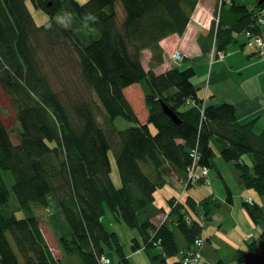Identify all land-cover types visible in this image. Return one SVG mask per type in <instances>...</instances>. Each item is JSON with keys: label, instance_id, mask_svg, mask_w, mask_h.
Masks as SVG:
<instances>
[{"label": "trees", "instance_id": "16d2710c", "mask_svg": "<svg viewBox=\"0 0 264 264\" xmlns=\"http://www.w3.org/2000/svg\"><path fill=\"white\" fill-rule=\"evenodd\" d=\"M29 1L48 14L45 25H36ZM199 2L0 0V85L19 125L16 143L0 117V264H60L34 216L48 207L50 194L56 195L71 228L61 244L67 253L80 254L85 264H100L108 250L118 256L115 261L109 255L114 264H132L117 233L103 221L106 206L115 220L139 230L141 240L133 239V252L145 246L157 250L156 264H177L178 253L201 237L203 223L212 218L213 200L174 197L168 202V219L160 225L142 222L139 214L166 184V167L182 185L188 183L194 151L199 167L210 172L217 146L222 159L240 171L246 190L264 198V129L256 131L257 120L241 123L229 103L206 106L194 84V67L154 72L153 65L161 61L160 43L184 35ZM218 7L219 1L209 35L211 51L215 46L216 52H225L239 43L236 35L260 30L257 16L263 6L257 0L252 6L225 0ZM146 49L153 54L149 71L142 65ZM147 79L149 91L143 86ZM162 102L180 124L166 115ZM118 117L133 126L118 129ZM112 148L120 188L111 177ZM247 155L252 166L244 160ZM3 171L13 173L12 192L32 216L18 219L8 213L11 192ZM195 185L188 183L186 190ZM226 190L232 204L233 193L228 186ZM243 206L254 224L264 222V207L254 197ZM175 227L187 240L184 249L175 239ZM261 235L259 240L264 231ZM258 241L239 251L237 264H244L243 255L255 250Z\"/></svg>", "mask_w": 264, "mask_h": 264}, {"label": "rangeland", "instance_id": "374dc122", "mask_svg": "<svg viewBox=\"0 0 264 264\" xmlns=\"http://www.w3.org/2000/svg\"><path fill=\"white\" fill-rule=\"evenodd\" d=\"M78 3L81 4L87 3L89 0H76ZM248 2V0H246ZM28 9H30L31 14L33 16V19H35L36 25L42 26L47 23L49 20L48 14L41 9L37 8L32 2L27 3ZM119 15L122 18V13L119 11ZM121 20V19H120ZM94 38L100 39V32L98 30L93 31ZM238 39V38H237ZM248 48V47H247ZM238 50L240 54L235 55L233 59V64L235 67L232 69V72L230 73L231 77L228 81L230 84H238L243 82L244 78H251L250 75L254 76L257 75L260 72H263L259 74L262 78L264 77V59L260 58L259 56L257 58H254L250 54V50L246 49L244 52L239 51V43L232 44V48L229 47L226 52L228 54H232V50ZM254 58V63L250 62ZM52 80H56L55 77L52 76ZM261 82L264 81V79H260ZM143 86L146 90L149 91L150 89V83L147 79L144 81ZM0 117L2 118V121L4 123V126L10 130L11 137L13 140L17 143V132L19 129V125L17 123V117L15 115V112L13 110V107L10 105L9 100L7 96H5L2 87L0 85ZM99 120L101 123H103L104 118L102 115H99ZM116 127L120 130H126L129 127L133 126L134 123H131L129 121L124 120L121 117H118L115 121ZM152 132L156 133L155 127L151 126ZM264 129V126H262V130ZM260 128H257V132L262 131ZM216 156L214 159V165L210 168V176L209 179L211 181V185H204L202 183L196 184L194 187H191L190 189L186 190V196L184 198V202L187 200L189 196L196 197L199 201L205 200L206 198H211L213 202L215 203V206L213 207V214L212 218L208 219L206 224H204V229L201 234V237L205 239L206 243L204 245L203 250H207L208 255H203V262L201 264H214V259L222 258L227 259L230 263L231 261L236 262L238 261L239 257H236L239 252L235 251L236 248L235 242L240 239L242 240L241 233L236 228V225L230 220V212L233 206L237 209L238 212H242L246 215L245 211L243 210L244 202L247 200V197L249 194H251L257 203L261 204L264 207V198L259 197L256 192L253 190H246L243 182H241L240 179V171L236 169L234 163H229L227 161H224L221 157L219 148L215 146ZM110 161H111V177L113 178L114 184L116 187L120 188L122 185V180L119 174V169L116 162V156L114 149H110L109 151ZM244 160H246L247 164H250L252 166V160L247 155L245 156ZM169 187L164 190H158L156 197L158 200V203L161 204L164 202V206L168 207V201H164V196L171 197H181L183 191L185 190L184 187H181L178 185L176 180L174 178H171L167 173H164ZM3 177L5 179V182H7V185L9 187V190L11 192V197L9 200V207H8V213L14 214L16 218L18 219H24V217H30L32 216L31 213L23 211L19 204L17 203L16 197L14 192H12V187L15 184L14 175L12 172L3 171ZM229 187L231 193H233V204L227 202L228 193L226 190V187ZM54 194H50L49 196V205L48 209L43 210H36L34 216H37L40 218L45 217L46 214L49 215L50 211L53 214V218L48 220L46 217L43 218L44 225L43 227H46V223L51 228H48L53 231L55 228L63 235L64 237H70L71 235V228L69 225V222L66 221L64 212L58 208V205L54 201ZM249 198V197H248ZM107 214L104 216L103 221L109 231H113L117 233L119 240L121 241V244L123 245L124 252H126L127 256L130 258V261L132 264H151L148 254L146 251H142L141 253H136L132 251L133 246V239L137 238L141 240V236L139 233V230L135 228H129L126 223L119 222L114 219L111 211L106 206ZM192 214H195L193 211H191ZM46 213V214H45ZM41 214V215H40ZM214 215H221L224 217L226 222L223 224V222L220 221V218H215ZM42 216V217H41ZM248 216V215H247ZM46 222V223H45ZM254 228L249 232H252V235H255V238H252L247 243H242V249L247 251L249 249V244L253 241H258L260 237L262 236V230L264 227V222H261L260 225L253 224ZM175 233V239L177 240L178 246L180 248L187 245V240L184 237L181 230L177 227L174 229ZM10 242L16 252L18 253L17 246L15 245L12 236L8 233ZM52 240V239H50ZM52 240L51 244H53V249L58 256L60 260V264H85L81 255L78 254L76 251L67 253L61 244V240L59 237H57L56 242ZM237 250V249H236ZM109 255L113 257V260H117L118 256L116 252L107 251ZM204 253V251H203ZM237 254V255H236ZM171 263H173V260H170ZM22 262V259H21Z\"/></svg>", "mask_w": 264, "mask_h": 264}, {"label": "crops", "instance_id": "0c3cea01", "mask_svg": "<svg viewBox=\"0 0 264 264\" xmlns=\"http://www.w3.org/2000/svg\"><path fill=\"white\" fill-rule=\"evenodd\" d=\"M218 1L219 0H200L199 4L197 5V9L193 14L190 24L187 27V30L184 33V35L182 36L178 34L173 35L167 37L165 40H163L160 43V46L162 47V56H161V61L159 63H157L155 66L152 64L153 54L151 50L146 49L143 52L142 55L143 68L149 71L151 69L150 67L153 65L154 72L156 74H161L175 67L178 68L180 67L182 69H188L189 67H194L196 70L194 84L199 89V97L203 98L206 106L208 105L218 106L223 103H229L234 107H236L237 118L241 123L257 120L255 128L256 130L257 128H260L262 130V126H264V81L261 82L260 79H264V77L262 78L259 74L263 72H260L254 76L250 75L251 78L249 77L244 78L243 82L232 85L228 83V81L231 77L230 73L232 72V69L235 67V65L233 64L234 56L240 54L238 50L233 49L232 54H228L225 51L224 52L225 55L221 60L212 61L211 48L213 47V44L211 43V38L209 35L213 23L212 21L214 19L216 12L215 9L218 5ZM236 1L239 4L241 3L244 5L252 6L256 0H248V2L246 0H236ZM236 37L238 38V42H239V47H240L239 51L244 52L246 49H248L245 46L246 42L244 36L236 35ZM230 47L232 48V45ZM248 50H250L251 56L254 55L253 56L254 58L258 57L257 52H255V50H251V49ZM178 51H180L184 56V60L181 62L179 61L176 62L175 60H173L171 56L173 53ZM254 58L250 60V62L254 63ZM165 173H167V175H169L171 178H174L178 183V185L184 187V185H182V183L178 180L177 176L174 173H172V171L168 167H166ZM168 184L169 183L166 179V184L163 187L164 190H166L169 187ZM185 194L186 192H184V194L182 193L180 198L184 200L186 196ZM165 195H163L164 196L163 199L164 201H168V202L170 199L176 197V196L166 197ZM249 196L252 195L249 194ZM193 198L199 201L196 197L193 196ZM48 201H49V197H48ZM54 201L58 205V208H60L59 202L56 199V195L54 197ZM169 208L164 206V202L159 204L156 197V200L153 203V205L147 207V209L145 210H142V212L139 214V217L142 222L146 221L147 219H150L152 222H154V224L160 225L161 223H163L165 219L164 217L167 215L166 211H168ZM47 209L48 208H46V210ZM243 210L245 211L244 208ZM230 215H231L230 220L234 223V225H236L237 230L239 231V233H241L242 236V240L241 241L240 239L237 240L234 246V248L237 249V250L235 249V251H237L238 253L242 249V243H247L246 241L247 237L251 236L252 232L251 233L249 232L254 228L253 225L254 223L252 222L251 218H249V215L247 213L245 215L241 211L238 212L235 206L232 207ZM214 216L215 218H218L219 215H214ZM45 217L48 220L52 219L53 218L52 212L50 211L49 215L46 214ZM45 217L39 219L41 223L42 233L44 234L47 243L50 245L53 255L56 257V259H59L53 249V244H51V242L52 240L56 242L57 237H59L60 239L64 235L63 233L61 234L58 231V229L56 230L54 228L53 231L48 229L51 227L48 226L46 222H45L46 227L44 228L43 221L46 220H43V218ZM219 218L220 221L223 222V224L226 222L224 217H222L221 215L219 216ZM262 231H264V227ZM186 247L187 245L182 248L180 247L179 248L184 249ZM203 249H202V255L205 254L207 256L208 255L207 250H203ZM142 251L147 252L151 264H156L153 261V255L157 252V250L155 251H153L152 249L149 250L145 246H143L141 249L135 252L141 253ZM238 255L236 257H238ZM203 260L204 259L202 257V260L198 262V264H201ZM214 261H215L214 264H236V262L234 261H231L229 263L226 258L225 259L218 258L216 260L214 259Z\"/></svg>", "mask_w": 264, "mask_h": 264}, {"label": "built area", "instance_id": "2783aa9c", "mask_svg": "<svg viewBox=\"0 0 264 264\" xmlns=\"http://www.w3.org/2000/svg\"><path fill=\"white\" fill-rule=\"evenodd\" d=\"M225 0H219V7L218 11L224 4ZM227 3L231 2V0H226ZM257 26L260 28V30L252 29L247 30L244 32L243 36L245 38L246 47H248L251 50H255L257 52V55L264 59V8L260 11V13L257 16ZM216 22H218V19H216ZM212 61L215 60H221L224 57V52L218 53L216 52V47L214 46L212 52ZM173 60L176 62H181L184 60V56L180 51L173 53L172 55ZM190 103H194V101H191ZM193 165L188 168V183L195 185L196 183H202L204 185L210 186L212 183L209 179V169L207 167L201 168L199 167L197 161H198V152L194 151L193 153ZM188 183L184 184V191H186L188 187ZM184 194V192H183ZM247 203H253V197L249 196L246 200ZM168 216L166 215L164 218L163 223L168 219ZM189 223L191 220H189ZM162 224V223H161ZM253 235L249 236L248 239H251ZM160 242L157 243V246H159ZM205 245V239L202 237H197V240L194 242V244L184 250H181L177 255V264H198L202 260V249ZM100 264H114L113 260L109 255H102L100 258Z\"/></svg>", "mask_w": 264, "mask_h": 264}, {"label": "water", "instance_id": "95a60500", "mask_svg": "<svg viewBox=\"0 0 264 264\" xmlns=\"http://www.w3.org/2000/svg\"><path fill=\"white\" fill-rule=\"evenodd\" d=\"M257 3L264 8V0H257ZM162 108L172 121L176 124H180V120L174 110L169 108L164 102H162ZM257 246L255 250L249 251L243 255L244 264H264V238L258 241Z\"/></svg>", "mask_w": 264, "mask_h": 264}, {"label": "clouds", "instance_id": "9594fccd", "mask_svg": "<svg viewBox=\"0 0 264 264\" xmlns=\"http://www.w3.org/2000/svg\"><path fill=\"white\" fill-rule=\"evenodd\" d=\"M88 19H93L94 20L95 18L94 17H88Z\"/></svg>", "mask_w": 264, "mask_h": 264}]
</instances>
